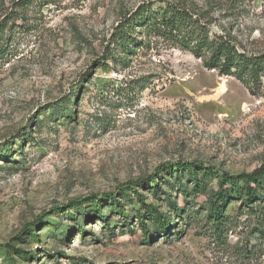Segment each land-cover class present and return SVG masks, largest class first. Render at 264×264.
Segmentation results:
<instances>
[{
	"label": "rangeland",
	"instance_id": "obj_1",
	"mask_svg": "<svg viewBox=\"0 0 264 264\" xmlns=\"http://www.w3.org/2000/svg\"><path fill=\"white\" fill-rule=\"evenodd\" d=\"M17 1L0 0V37L15 25L0 54V264H264V224L233 203L215 237L206 196L162 182L177 164L264 166V81L251 94L137 28L148 48L125 65L108 55H120L113 38L125 16L164 1L204 15L239 50L262 52L264 0ZM152 179L159 198L147 191ZM151 209L169 222L164 233Z\"/></svg>",
	"mask_w": 264,
	"mask_h": 264
},
{
	"label": "trees",
	"instance_id": "obj_2",
	"mask_svg": "<svg viewBox=\"0 0 264 264\" xmlns=\"http://www.w3.org/2000/svg\"><path fill=\"white\" fill-rule=\"evenodd\" d=\"M55 1L18 0L17 7L27 8ZM15 17H18V14L13 16V18ZM14 26L13 24L10 26L6 38L0 37V54L3 51L4 41L8 40ZM7 27L8 24L0 28V36L2 30ZM208 27L209 22L204 15L191 10L182 2L164 1L163 5L157 7L146 3L141 5L136 13L129 17L125 16L119 23L115 29L112 49H117L120 55H113L111 51L108 52V55L112 63L125 65L129 56L135 55L138 50L148 48V42L133 38L132 34L136 33L135 29L137 28L148 39L155 37L170 46L191 53L202 61L205 68L217 71L220 76L235 77L253 94L264 81V51L250 53L239 50L231 36L212 34ZM100 63L105 65L104 62ZM174 168L163 169L165 171L168 169L167 178L162 179L163 184L169 185L171 188L178 186V190L183 194L191 192L194 195L204 194L206 196L203 205L206 211L205 217L211 224V230L215 237H219L227 230L229 218L224 214L225 208L233 203L238 204L241 214L253 217L258 224H264V166L250 173L239 174L219 172L195 162L177 164ZM183 179L186 180V184H183ZM212 181L216 182L214 188L209 186ZM151 185L147 191L152 193L153 197L159 198L160 185L154 182V179L151 180ZM132 193L144 205L137 192L133 190ZM108 197L107 209L121 214L123 207L117 198ZM122 197L129 196L123 195ZM149 213L151 221L154 223L158 221L160 225L158 230L164 233L169 222L167 220L162 222L163 218L155 209H151ZM142 223L144 225V222ZM256 233L263 234L261 230H256Z\"/></svg>",
	"mask_w": 264,
	"mask_h": 264
}]
</instances>
